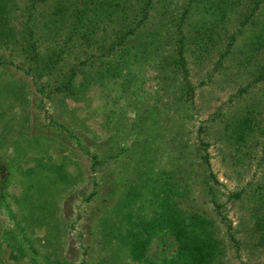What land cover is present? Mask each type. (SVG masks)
<instances>
[{
	"label": "rangeland",
	"instance_id": "obj_1",
	"mask_svg": "<svg viewBox=\"0 0 264 264\" xmlns=\"http://www.w3.org/2000/svg\"><path fill=\"white\" fill-rule=\"evenodd\" d=\"M188 1L174 4L176 16ZM201 1L187 15L186 36L205 19L208 0ZM18 4L11 21L21 30L30 2ZM54 6L55 0L39 6L41 18L52 20ZM164 9L158 5L157 26L147 28L165 35L159 47L127 50L130 66L122 74L102 76L99 64L83 67L69 93L57 87L84 60L79 51L65 53L58 70L41 77L38 66L30 74L20 45L0 41V264H171L174 243L167 235L156 236L140 261L122 241L129 215L150 216L154 197L161 200L166 191L179 208L209 222L222 242L223 264H264L257 226L264 214V135L245 145L231 139L248 110L264 127V81L256 82L264 52L253 54L246 32L235 53L220 61L235 21L218 48L190 45V102L170 55L179 18L167 7L170 24L161 27L157 14ZM41 31L43 56L63 49L65 31ZM201 140L209 144L219 184L209 180ZM206 181L225 205L226 220ZM236 193L241 196L232 198Z\"/></svg>",
	"mask_w": 264,
	"mask_h": 264
},
{
	"label": "trees",
	"instance_id": "obj_2",
	"mask_svg": "<svg viewBox=\"0 0 264 264\" xmlns=\"http://www.w3.org/2000/svg\"><path fill=\"white\" fill-rule=\"evenodd\" d=\"M18 1L0 0V41L20 45L28 60L30 74L35 73L34 70L38 66L41 69L38 71L41 77L51 76L53 70L56 68L58 70L59 64L66 59L65 53L71 55L79 51V57L82 56L84 60L79 58L80 61L74 65L69 77L65 76V81H59L57 87L58 91L69 93L72 91L76 73L84 71L83 67L99 64L102 76L122 74L124 69L130 66L124 59L127 50L131 51L133 48L148 50L154 42L159 47L165 35L159 30L147 31L148 25L157 26L153 14L161 4V8L165 9L157 14L162 20L158 22L162 24L161 27H167L170 20L166 18L168 15L166 8L172 9L171 15L174 18L176 16L174 4L180 0H55L52 9L53 18L49 22L41 18V10H39V6L49 0H29V6L22 12L21 30H18L11 21L14 16L12 14L18 13L21 8ZM215 1L217 0H213L210 4L211 0H208L203 6L205 19L201 24L195 25V33L192 36H186L183 28L187 15L192 11L197 12L202 1L189 0L183 6L182 14L176 16V19L179 18L178 32L175 34V45L170 55L175 61L176 69L180 71L183 89L190 102L194 101L195 95L186 59V50L190 45L218 48V38L223 36V31H226L224 36L229 35V23L235 21L237 28L227 38L228 42L221 53L220 61L225 60L224 58L230 53H235L238 37H242L246 32H248L245 37L246 42L248 41L252 46L253 54L264 52V0H218L214 3ZM206 14L210 17H206ZM190 25L192 27L193 23ZM220 26L223 27L219 31ZM47 28L56 32L65 31L67 39L61 51L43 56L41 51L43 33L41 31L40 36L38 33L39 29L44 31ZM3 63L0 58V65ZM262 81H264V66L256 79L257 83ZM254 113L248 110V115L236 123L231 139L237 144L245 145L248 137L255 136L258 132L264 135V127ZM201 143L206 151L201 158L209 173V180L219 184L217 176L212 171L210 155L207 153L209 144L203 140ZM61 177L64 180L67 178L64 174H61ZM206 183L209 185L208 193L216 209L226 220L225 205L218 200L214 186L209 181ZM240 196V193L231 194L234 199ZM170 198L167 191L161 200H158V196L154 197L157 205L156 208H150L152 211L150 216L148 213L138 217L133 213L129 215L130 228L127 230V235L122 236V241L133 259L140 261L156 236L167 235L174 243V250L170 253L171 264H223L222 242L214 235L205 217L179 208ZM257 226L264 243V214L257 221ZM162 250L164 251L165 248Z\"/></svg>",
	"mask_w": 264,
	"mask_h": 264
}]
</instances>
